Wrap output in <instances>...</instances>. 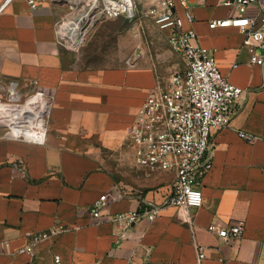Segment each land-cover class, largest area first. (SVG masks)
<instances>
[{"label":"crops","instance_id":"crops-1","mask_svg":"<svg viewBox=\"0 0 264 264\" xmlns=\"http://www.w3.org/2000/svg\"><path fill=\"white\" fill-rule=\"evenodd\" d=\"M33 1L0 0L1 88L13 84L20 96L37 93L50 101L44 144L5 137L0 128V241L8 242L0 264H54V254L61 264H186L196 263V246L204 250L202 264H264V65L250 64L237 28L208 26L236 9L223 0H175L178 14L187 8L194 17L184 28L195 31L222 73L244 89L228 126L211 134V168L197 176L201 206L164 205L153 220L141 217L123 229L111 216L93 217L91 205L106 193L104 212L114 214L146 201L159 204L169 192L173 171L155 172L148 181L156 187L138 197L114 193L111 170L148 173L132 164L128 127L146 94L168 77L157 76L144 56L101 70L65 66L59 24L68 0ZM255 10L251 4L245 13ZM256 51L264 55V47ZM175 68H183L182 60ZM238 130L258 138L243 140ZM211 222H241L243 229L225 240L208 230ZM55 223L67 229L32 253L19 252L30 233Z\"/></svg>","mask_w":264,"mask_h":264},{"label":"built area","instance_id":"built-area-1","mask_svg":"<svg viewBox=\"0 0 264 264\" xmlns=\"http://www.w3.org/2000/svg\"><path fill=\"white\" fill-rule=\"evenodd\" d=\"M81 1L78 10L59 24L61 35V26L82 12L86 14V31L104 18H147L159 30L167 33L169 49L178 54L183 62L182 69L172 70L164 84L155 85L146 94L128 127L132 164L147 172L173 171L169 192L159 204L146 201L137 209L114 214L104 212L109 202L105 193L93 201L91 215L99 220L111 216L123 229H128L141 217L153 220L164 205L183 208L201 206L203 194L198 187L197 176L211 168L208 155L211 134L214 130L228 126L233 108L244 89L230 82L222 73L214 55L198 43L195 31L184 28V23H192L194 17L187 8L183 15L178 14L174 9L175 0ZM178 1L184 3V0ZM30 2L34 6V1ZM222 3L236 9L237 13L210 20L209 28H237L243 36L241 46L247 49L250 64L264 65V55L256 51L258 47H264V0H223ZM251 4L256 6V10L248 15L245 12ZM8 98L0 100V104L10 103ZM21 104L30 105L37 112L45 107V121L37 127L34 138L14 136L9 127L0 124V127H5L4 136L44 144L47 139L49 99L31 93ZM36 126L34 124L32 128ZM237 136L246 141L258 138L244 130H238ZM112 198L116 199L115 196ZM207 228L223 239L231 240L241 234L243 224L218 225L211 222ZM66 229L64 224L55 223L46 230L32 232L19 252L32 253L42 241L51 240ZM7 244L5 240L0 241V250ZM196 248V263L186 264H202L204 250L201 246ZM53 261L54 264H61L60 256L54 254Z\"/></svg>","mask_w":264,"mask_h":264},{"label":"rangeland","instance_id":"rangeland-1","mask_svg":"<svg viewBox=\"0 0 264 264\" xmlns=\"http://www.w3.org/2000/svg\"><path fill=\"white\" fill-rule=\"evenodd\" d=\"M81 4V0H68L63 7L64 15L61 22L70 17L72 12H76ZM66 27L70 33L68 36L76 40L79 35L76 34L75 29H72L69 22ZM60 38L64 65L79 70H101L134 65L136 60L144 56L154 65L156 75L166 79L173 70V64L181 63L177 55L169 53L163 32L147 19L123 16L104 18L89 27L77 44L61 34ZM7 85L6 83L4 88H1L0 84L1 101L7 99ZM30 94L21 95L18 103H24ZM0 128L5 132V127ZM111 170L115 180L114 193L140 197L156 187L148 180H153L158 173L134 171L128 166H117ZM126 171L130 174L125 173Z\"/></svg>","mask_w":264,"mask_h":264},{"label":"bare ground","instance_id":"bare-ground-1","mask_svg":"<svg viewBox=\"0 0 264 264\" xmlns=\"http://www.w3.org/2000/svg\"><path fill=\"white\" fill-rule=\"evenodd\" d=\"M85 21L86 14L84 12L78 13L73 17L69 18L67 22H65L61 26L62 32L68 37V39L77 44L85 35ZM72 26V29H75L76 34L79 37L76 40H72L68 34L70 33L67 30L66 24ZM70 30V28H68ZM19 93L16 90L15 86L12 84L9 86L8 99L10 103L0 104V124L6 125L10 129V133L14 136H22L25 137H35V132H37V127L42 125L45 121L46 110L45 107H41L37 112L33 110L30 105H23L16 103V100L19 98ZM26 113V115H24ZM37 125L35 128H32L33 125Z\"/></svg>","mask_w":264,"mask_h":264}]
</instances>
